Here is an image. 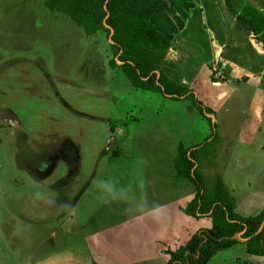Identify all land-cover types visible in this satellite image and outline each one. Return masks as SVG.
Here are the masks:
<instances>
[{"label": "rangeland", "instance_id": "1", "mask_svg": "<svg viewBox=\"0 0 264 264\" xmlns=\"http://www.w3.org/2000/svg\"><path fill=\"white\" fill-rule=\"evenodd\" d=\"M199 1L191 25L190 9L173 11L171 31L185 34L182 78L213 109V146L190 100L137 89L111 67L105 33L87 35L46 0H0V264H168L167 250L212 227L179 207L195 193L175 178L180 143L200 145L208 193L217 175L236 198L264 187V70L258 83L248 75L263 55L243 51L255 38L224 0ZM234 3L264 13V0ZM221 9L229 33L214 31ZM196 38L203 56L186 46ZM235 248L210 263L244 259Z\"/></svg>", "mask_w": 264, "mask_h": 264}, {"label": "trees", "instance_id": "2", "mask_svg": "<svg viewBox=\"0 0 264 264\" xmlns=\"http://www.w3.org/2000/svg\"><path fill=\"white\" fill-rule=\"evenodd\" d=\"M234 2L224 0L227 9L264 49V13L253 5L238 7ZM46 5L51 11L68 15L89 36L105 33L113 54L112 68L124 73L137 89L190 100L212 126L213 132L206 141L213 146L220 139L216 125L208 116L213 109L192 88L165 70L175 36L162 31L155 18L171 9V0H46ZM199 146L179 144L174 158L175 178L177 181L182 178L195 188L194 197L182 211L195 218L210 217L212 227L195 232L180 248L167 250L168 264H208L217 253L235 246L240 240L237 236L245 239L249 254L264 256V208L254 215L238 212L235 196L226 189L219 175L213 191L208 193Z\"/></svg>", "mask_w": 264, "mask_h": 264}, {"label": "crops", "instance_id": "3", "mask_svg": "<svg viewBox=\"0 0 264 264\" xmlns=\"http://www.w3.org/2000/svg\"><path fill=\"white\" fill-rule=\"evenodd\" d=\"M172 1V7L171 9L165 13V14H161L159 16H157L155 18V21L156 23L158 24V26L162 29V31H164L165 33L167 34H171L172 31V25L175 27L176 26V21L173 19V17L171 15H174L173 14V11L174 12H179V10H181L182 12V7L184 9V11L186 12V9H190V11L187 13V19L189 21V23L187 25H191L192 23L195 22V18L194 16L196 15H200V13H198V8H197V5H199L200 1L199 0H184V3L182 5V0L178 1V0H171ZM178 2H181V3H178ZM224 6H225V3H224ZM178 7V9H177ZM226 7V6H225ZM227 8V7H226ZM223 12V9H221V11L218 13L219 15H215L216 16V20L221 24L220 27L217 25V24H214V31L216 32H220L222 30V33L225 32V33H229L230 31L228 30V26H230V24L228 22H226L224 24V19L226 17H224V13ZM222 13V14H221ZM230 14L233 15V13H231L229 11ZM182 14V13H180ZM235 16V15H233ZM227 19V18H226ZM158 20H159V23H158ZM161 21L163 24H166V26L162 25L161 24ZM238 21V20H237ZM238 23H241L238 21ZM164 28H163V27ZM241 27H245L247 29V31H249V33H251V31L244 25L241 23ZM208 29V28H207ZM209 32L212 31V30H208ZM224 33V34H225ZM252 34V33H251ZM185 34L183 35V32L182 34H177L176 37H175V41L173 43V46L168 54V57L166 58V64L164 65L165 67V70L167 71V73L171 76V77H174L176 78L178 81H180L182 84L188 86V87H192L191 85V81L189 82L188 80V77L184 76V78H182V68L184 67L185 64H191V61H188L189 60V57L188 55L186 54L185 51L182 50V56L180 58H178L176 56V54L174 53V49H182V47L178 44L179 41H178V37L181 38L180 40L184 39L185 41V38H184ZM236 37V36H235ZM226 38H228V40H226ZM188 42L187 44H191V38L187 39ZM230 40V41H229ZM231 42V44L233 43V39H230L229 38V35H226L225 36V39H224V42L223 43H226V42ZM253 42H251L248 46H244L242 45L244 48H243V51H247L249 50V48H251V51L250 53L251 54V57L254 55L257 57H261L259 56V54H262L263 55V58H264V49L262 47V44L255 41V40H252ZM200 42V39L199 38H196L194 40V42H192V45H186L188 48L189 47H195L197 49V52H198V56L199 55H204L203 53L205 52V47L203 45H201L199 48L197 46V44ZM229 44V43H228ZM227 44V45H228ZM223 48V47H222ZM256 53V52H259L257 54H254L253 51ZM242 51V52H243ZM248 52V51H247ZM187 53L189 54V56H191L192 54H190L188 51ZM207 55V53H206ZM219 56H220V53H219ZM170 62V63H169ZM258 62L260 63V59H258ZM263 62V61H262ZM264 64V63H263ZM172 65H175L172 66ZM250 69L252 71L253 74H248L252 79H257L255 81V83L257 82H260L259 80H261L262 78V71L264 70V68H259L258 66H254V63H250ZM179 72V73H178ZM245 75V78H249L248 75L244 74ZM250 78V79H251ZM191 85V86H190ZM245 85V84H244ZM247 85V84H246ZM234 86V85H233ZM254 86V85H253ZM212 87V86H211ZM220 92V90L217 88L216 89V93ZM196 94L198 93V91L196 90L195 92ZM188 184V182L184 181V186ZM190 184V183H189ZM192 185V184H191ZM256 192H246V193H243L241 195H246V199L244 200L245 202V208H243V210H247L248 212L247 213H244L242 212L241 208H240V196L241 195H238V197L236 198V201H237V210L238 212H240L241 214L243 215H254V214H257L263 207H264V197L262 198V193H263V190H264V187H259V188H256ZM194 197V192H193V195L190 196V198L186 201L187 203ZM243 196H241L242 198ZM263 200V201H262ZM185 203V202H184ZM186 203V204H187ZM185 204V205H186ZM184 205V206H185ZM183 205L179 206V207H184ZM240 210V211H239ZM253 210V211H251ZM251 211V212H250ZM188 216V215H187ZM188 218L190 219H196L194 217H191V216H188ZM208 217H203L201 219H203L202 221H204L205 219H207ZM204 226H198L196 227V230L199 231L200 229H202ZM187 242V241H186ZM185 242V243H186ZM237 246H242L243 248H241V252L240 253H243V251L246 253L244 259H241L240 257H236L235 260H231L232 261V264H264V256H255V255H251L249 253H247V247H246V244H245V239H242V241L240 240L235 246H233L232 248L234 249L235 247ZM237 249V248H235ZM243 249V251H242ZM217 255V254H216ZM220 262L217 263L215 262L214 264H228L226 259L224 258H221L219 260ZM230 261V262H231ZM211 262V261H210ZM208 263V264H211V263Z\"/></svg>", "mask_w": 264, "mask_h": 264}, {"label": "water", "instance_id": "4", "mask_svg": "<svg viewBox=\"0 0 264 264\" xmlns=\"http://www.w3.org/2000/svg\"><path fill=\"white\" fill-rule=\"evenodd\" d=\"M237 237H238V239H241L240 236H237Z\"/></svg>", "mask_w": 264, "mask_h": 264}]
</instances>
